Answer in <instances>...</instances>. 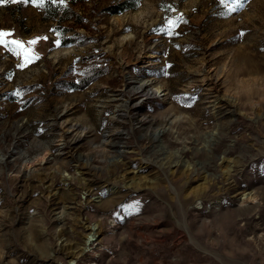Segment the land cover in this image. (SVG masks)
<instances>
[{
  "label": "rangeland",
  "instance_id": "374dc122",
  "mask_svg": "<svg viewBox=\"0 0 264 264\" xmlns=\"http://www.w3.org/2000/svg\"><path fill=\"white\" fill-rule=\"evenodd\" d=\"M123 1L0 3V264H264V0Z\"/></svg>",
  "mask_w": 264,
  "mask_h": 264
},
{
  "label": "trees",
  "instance_id": "16d2710c",
  "mask_svg": "<svg viewBox=\"0 0 264 264\" xmlns=\"http://www.w3.org/2000/svg\"><path fill=\"white\" fill-rule=\"evenodd\" d=\"M67 0H46V12L49 19L56 18L59 15V12L61 10V4L64 3ZM74 3L83 2L86 0H71ZM142 0H126L123 1L122 4L118 6H113V8H110L113 13H124L125 11L129 10H137L138 5Z\"/></svg>",
  "mask_w": 264,
  "mask_h": 264
},
{
  "label": "snow or ice",
  "instance_id": "6c2138e0",
  "mask_svg": "<svg viewBox=\"0 0 264 264\" xmlns=\"http://www.w3.org/2000/svg\"><path fill=\"white\" fill-rule=\"evenodd\" d=\"M17 0H0V3H16ZM20 2L23 3H28L29 0H20ZM32 3H38V0H31ZM221 3H225V0H220ZM228 2L232 3V4H236L239 6H242V0H228ZM235 10V9H233ZM169 24H171V21H168ZM5 35H7V33L0 31V45H3L4 47H8V42L4 39ZM44 39H47L46 37ZM31 43H35V41H32ZM57 44H59V41H56ZM12 44L19 46V42L18 41H13ZM17 55L19 56V53H17Z\"/></svg>",
  "mask_w": 264,
  "mask_h": 264
},
{
  "label": "bare ground",
  "instance_id": "6f19581e",
  "mask_svg": "<svg viewBox=\"0 0 264 264\" xmlns=\"http://www.w3.org/2000/svg\"><path fill=\"white\" fill-rule=\"evenodd\" d=\"M163 131V130H162ZM118 160V159H117ZM116 161V160H115ZM118 164V163H117ZM104 173H106V172H104Z\"/></svg>",
  "mask_w": 264,
  "mask_h": 264
}]
</instances>
